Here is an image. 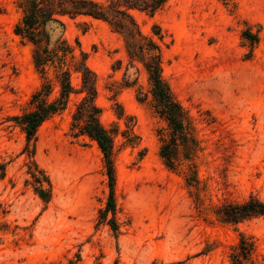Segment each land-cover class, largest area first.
Returning <instances> with one entry per match:
<instances>
[{"label":"rangeland","instance_id":"rangeland-1","mask_svg":"<svg viewBox=\"0 0 264 264\" xmlns=\"http://www.w3.org/2000/svg\"><path fill=\"white\" fill-rule=\"evenodd\" d=\"M134 15L143 34L162 30L163 75L202 151L186 161L179 148L168 168L160 155L168 125L151 99H138L148 77L129 66L122 36L103 21L68 20L63 35L88 55L101 123L114 136L117 236L99 225L110 197L104 156L70 130L82 95L30 146L13 120L43 79L33 47L14 32L17 0H0V264H231L242 236L254 241V264H264V217L237 225L216 214L251 196L264 202V0H171L153 17ZM80 80L72 76L77 91ZM36 167L51 181L49 203L33 186Z\"/></svg>","mask_w":264,"mask_h":264},{"label":"trees","instance_id":"trees-1","mask_svg":"<svg viewBox=\"0 0 264 264\" xmlns=\"http://www.w3.org/2000/svg\"><path fill=\"white\" fill-rule=\"evenodd\" d=\"M170 1L17 0L21 18L14 32L23 43L33 47V63L43 82L41 88L32 96L29 109L13 120L23 130L30 146L36 142L39 130L47 121L66 112L74 95H82V99L75 103L70 130L74 138L81 137L96 142L104 156L110 197L105 209L100 212L99 225L107 223L117 236L120 235V228L116 220L114 136L101 123V109L96 103L98 78L88 65V55L83 51L77 54L64 37L63 31L68 20L84 18L103 21L122 36L129 66L141 65L148 77L149 91L145 94L141 87L138 99L141 103L151 99L150 105L154 112L168 125L171 141H162L160 155L166 166L174 169L179 160V148L185 152L186 161L197 158L202 149L184 126V110L164 78L160 43L164 42L165 36L162 30L156 27L154 36L143 34L134 15L140 12L153 17L164 10ZM222 1L227 3L232 0ZM250 38L247 37L248 40ZM74 74L81 79L79 91L71 82ZM179 138L181 143L178 145ZM30 175L39 197L49 203L52 198L49 178L37 167ZM187 182L196 190L199 199L200 181L196 172L189 174ZM216 214L221 223L238 225L255 217H264V202L251 196L242 204L222 206ZM253 242L252 239L242 236L240 242L232 248L231 264H254L256 246Z\"/></svg>","mask_w":264,"mask_h":264}]
</instances>
